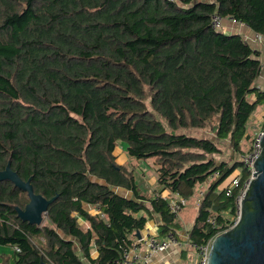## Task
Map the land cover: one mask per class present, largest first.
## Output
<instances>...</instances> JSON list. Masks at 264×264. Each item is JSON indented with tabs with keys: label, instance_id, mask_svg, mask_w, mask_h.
<instances>
[{
	"label": "trees",
	"instance_id": "obj_1",
	"mask_svg": "<svg viewBox=\"0 0 264 264\" xmlns=\"http://www.w3.org/2000/svg\"><path fill=\"white\" fill-rule=\"evenodd\" d=\"M263 53L264 0H0V172L56 197L33 225L28 194L0 181V264H115L155 215L176 234L178 197L197 207L189 241L231 229L264 131V116L249 129ZM119 142L154 162L151 196Z\"/></svg>",
	"mask_w": 264,
	"mask_h": 264
},
{
	"label": "water",
	"instance_id": "obj_2",
	"mask_svg": "<svg viewBox=\"0 0 264 264\" xmlns=\"http://www.w3.org/2000/svg\"><path fill=\"white\" fill-rule=\"evenodd\" d=\"M260 146L261 153L253 164V178L240 200L239 217L231 229L214 237L207 264H264V133ZM6 180L26 192L30 199L24 210L17 209L18 216L30 224L41 225L56 197L47 200L35 194L31 180L23 181L10 166L0 172V181Z\"/></svg>",
	"mask_w": 264,
	"mask_h": 264
},
{
	"label": "built area",
	"instance_id": "obj_3",
	"mask_svg": "<svg viewBox=\"0 0 264 264\" xmlns=\"http://www.w3.org/2000/svg\"><path fill=\"white\" fill-rule=\"evenodd\" d=\"M222 24H223L222 17H220L219 15L213 17L212 26L214 29H220L222 27ZM259 40L261 41V38H259ZM263 133L264 131L256 135V138L252 144L251 151L246 153L242 157L245 166L251 171V179L255 172L253 164L255 163V161L257 160V158L261 153L260 138ZM234 184H235V180L232 181L231 185ZM247 185L244 190H246ZM201 195L202 192L200 193V196ZM175 201L176 202L171 203L170 210L176 216H178L182 210V207L187 205V200L185 198L178 197L177 200ZM238 201L240 202V198L238 199ZM212 223H214L213 220ZM211 242L212 241H210L205 245L199 246L196 243L189 241L187 235L184 239L182 238L181 240L179 239V236H177L173 232L168 233L164 238H159L155 234L154 235L147 234L144 237L142 235L136 245H134L129 249H123L121 258L116 260L115 264H151L152 259L156 254L167 251L173 245H178L180 246V248L182 246L190 247L191 249L197 252L198 261L196 262V264H207ZM16 250L19 251L18 249Z\"/></svg>",
	"mask_w": 264,
	"mask_h": 264
},
{
	"label": "rangeland",
	"instance_id": "obj_4",
	"mask_svg": "<svg viewBox=\"0 0 264 264\" xmlns=\"http://www.w3.org/2000/svg\"><path fill=\"white\" fill-rule=\"evenodd\" d=\"M221 30L222 29H219L218 31H221ZM223 31H225V30H223ZM263 55H264V53H263ZM261 74L264 75V68L262 69ZM258 85H259V83H258ZM262 86H264V85H262ZM262 89L264 90V88H262ZM263 116H264V104L262 106H259L257 108V110L255 111L253 118L251 119V121L252 120L253 121L251 122L249 129L253 130L257 126H259L261 124ZM259 130L260 129H258V131ZM202 134L204 135V133H202ZM207 136H211V135H207ZM126 150H127V144L125 142H119V144L115 148L114 154H115V156L118 157V161L120 164H122L128 168H133L135 170L136 180L141 185L142 192L146 193V195L151 196L154 189H155L154 183L156 181L154 162L150 159H148L146 161H139L136 159L129 158L126 154ZM232 178H233V176L230 177L222 187L227 186L230 183V181L232 180ZM121 191L122 190H119L120 193H121ZM244 192H245V190L243 189L241 196L239 197L240 200L242 199ZM121 194H122V196L127 195L125 197H128L129 195L131 196V194L127 191H122ZM239 204H240V202L238 203V207H239ZM195 210H196L195 202H190L181 210L180 217L184 216L185 220L187 222L186 225H183L181 229H187L190 226H192V224H193L192 222H194V220L196 218ZM210 223H212V221ZM12 264H14V263H12Z\"/></svg>",
	"mask_w": 264,
	"mask_h": 264
},
{
	"label": "crops",
	"instance_id": "obj_5",
	"mask_svg": "<svg viewBox=\"0 0 264 264\" xmlns=\"http://www.w3.org/2000/svg\"><path fill=\"white\" fill-rule=\"evenodd\" d=\"M221 28L224 29L227 33H233L235 31H237L238 34L241 32V34H243L244 37H247L249 39L253 38V33L251 31L245 29L243 26L240 27L237 24L229 22L227 20H225L223 22ZM263 58H264V56H263ZM263 82H264V77L262 78V76H261V78H259V80H258V83H259L261 89L264 88V86H262V85H264ZM118 163H119V161H118ZM237 173L238 172H236V174ZM232 179H234V176ZM165 198H168V197H165ZM172 199H174V198H172ZM89 210H90V212L94 211L93 208H91V207H89ZM195 214H197V207L195 210ZM177 223H178V227L176 229V234L179 236V239L182 240V238L184 239L186 237L187 232L192 228V226H190L187 229H181L182 226L186 225V223H187L184 216L183 217L181 216ZM192 223H194V222H192ZM160 228H161V219L159 216L155 215L154 218L148 222V224H147L146 228L143 230L141 236L143 235V237H144L147 234H151V235L155 234L159 238H163L160 235ZM141 250H143V249H141ZM3 251L8 252V250H6L5 248H0V253ZM10 252L11 251H9V253ZM92 253H93V255H95V251H93ZM196 258H197V253L194 250L191 251L190 247L182 246L180 248V246H178V245H173L167 251H165L163 253L156 254L153 257L151 264H196Z\"/></svg>",
	"mask_w": 264,
	"mask_h": 264
},
{
	"label": "clouds",
	"instance_id": "obj_6",
	"mask_svg": "<svg viewBox=\"0 0 264 264\" xmlns=\"http://www.w3.org/2000/svg\"><path fill=\"white\" fill-rule=\"evenodd\" d=\"M253 178V177H252ZM234 180V179H233ZM232 180V181H233ZM232 181L229 183L230 185H231V183H232ZM251 181V178H250V180L248 181V182H250ZM249 184V183H248ZM248 186V185H247ZM201 193V192H200ZM200 193H199V195H200ZM197 199V198H196ZM197 200H199V198L197 199ZM198 203V202H197ZM187 204H188V201H187Z\"/></svg>",
	"mask_w": 264,
	"mask_h": 264
}]
</instances>
